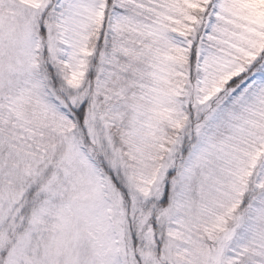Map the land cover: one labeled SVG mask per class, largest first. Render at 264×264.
<instances>
[{
	"label": "snow or ice",
	"instance_id": "obj_1",
	"mask_svg": "<svg viewBox=\"0 0 264 264\" xmlns=\"http://www.w3.org/2000/svg\"><path fill=\"white\" fill-rule=\"evenodd\" d=\"M0 264H264V0H0Z\"/></svg>",
	"mask_w": 264,
	"mask_h": 264
}]
</instances>
